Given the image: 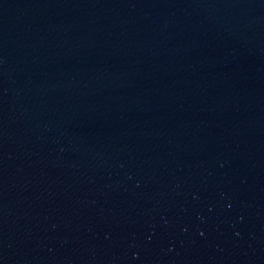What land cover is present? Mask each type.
Here are the masks:
<instances>
[{
  "label": "water",
  "instance_id": "water-1",
  "mask_svg": "<svg viewBox=\"0 0 264 264\" xmlns=\"http://www.w3.org/2000/svg\"><path fill=\"white\" fill-rule=\"evenodd\" d=\"M0 264H264V0H0Z\"/></svg>",
  "mask_w": 264,
  "mask_h": 264
}]
</instances>
